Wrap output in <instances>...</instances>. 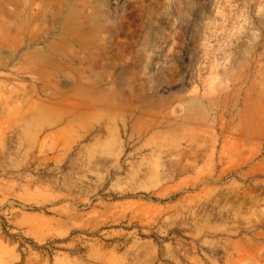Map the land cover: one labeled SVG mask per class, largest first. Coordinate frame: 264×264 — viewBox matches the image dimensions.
Listing matches in <instances>:
<instances>
[{
	"label": "rangeland",
	"instance_id": "rangeland-1",
	"mask_svg": "<svg viewBox=\"0 0 264 264\" xmlns=\"http://www.w3.org/2000/svg\"><path fill=\"white\" fill-rule=\"evenodd\" d=\"M260 3L0 0V264H264Z\"/></svg>",
	"mask_w": 264,
	"mask_h": 264
},
{
	"label": "clouds",
	"instance_id": "clouds-1",
	"mask_svg": "<svg viewBox=\"0 0 264 264\" xmlns=\"http://www.w3.org/2000/svg\"><path fill=\"white\" fill-rule=\"evenodd\" d=\"M256 15H264V0H261L257 7ZM230 16L232 26L227 29L217 46L218 55L222 57V59L217 60L218 64H229L232 58V49L237 45L241 46L242 52H246L249 47H254L264 39V32L253 25L247 7L237 5L231 10ZM141 50L144 51L145 49L142 48ZM229 86L230 82L227 79L213 80L211 85L213 90L216 88L227 89Z\"/></svg>",
	"mask_w": 264,
	"mask_h": 264
},
{
	"label": "crops",
	"instance_id": "crops-1",
	"mask_svg": "<svg viewBox=\"0 0 264 264\" xmlns=\"http://www.w3.org/2000/svg\"><path fill=\"white\" fill-rule=\"evenodd\" d=\"M35 122V121H34ZM36 124L34 125V127H42V121L41 122H35ZM29 126H30V124H29ZM68 126H70L69 125V123H64V131H67V129L69 128ZM31 128V127H30ZM32 128L31 129H28V126H23V125H21V128H20V131H21V133L24 135L25 133H27V132H30V133H32Z\"/></svg>",
	"mask_w": 264,
	"mask_h": 264
},
{
	"label": "bare ground",
	"instance_id": "bare-ground-1",
	"mask_svg": "<svg viewBox=\"0 0 264 264\" xmlns=\"http://www.w3.org/2000/svg\"><path fill=\"white\" fill-rule=\"evenodd\" d=\"M131 128H132V131H134V124ZM138 129L139 130H146L143 125H140Z\"/></svg>",
	"mask_w": 264,
	"mask_h": 264
}]
</instances>
